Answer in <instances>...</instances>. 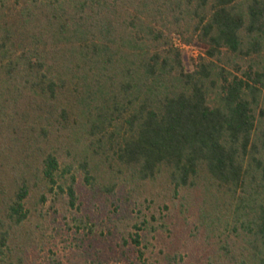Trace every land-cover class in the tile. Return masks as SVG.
I'll list each match as a JSON object with an SVG mask.
<instances>
[{
    "label": "trees",
    "instance_id": "1",
    "mask_svg": "<svg viewBox=\"0 0 264 264\" xmlns=\"http://www.w3.org/2000/svg\"><path fill=\"white\" fill-rule=\"evenodd\" d=\"M0 264H264V0H0Z\"/></svg>",
    "mask_w": 264,
    "mask_h": 264
},
{
    "label": "rangeland",
    "instance_id": "2",
    "mask_svg": "<svg viewBox=\"0 0 264 264\" xmlns=\"http://www.w3.org/2000/svg\"><path fill=\"white\" fill-rule=\"evenodd\" d=\"M202 53H204V47L202 45H195V46H191L190 49L188 50H183V54L185 55V59L188 60L190 58H196L197 56L201 55ZM194 55H196V57H194ZM65 239H67V241L64 243L62 242V240H58L61 241L60 246L61 247H65V246H74L75 243L72 241L71 237H64Z\"/></svg>",
    "mask_w": 264,
    "mask_h": 264
},
{
    "label": "built area",
    "instance_id": "3",
    "mask_svg": "<svg viewBox=\"0 0 264 264\" xmlns=\"http://www.w3.org/2000/svg\"><path fill=\"white\" fill-rule=\"evenodd\" d=\"M178 47H180L182 50H188L190 49L191 46H186L184 44H182L180 41H177V44H176ZM194 57H196V55H194Z\"/></svg>",
    "mask_w": 264,
    "mask_h": 264
}]
</instances>
